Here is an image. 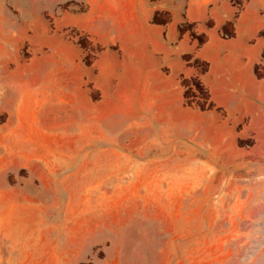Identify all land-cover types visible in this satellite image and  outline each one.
<instances>
[{
    "label": "rangeland",
    "instance_id": "1",
    "mask_svg": "<svg viewBox=\"0 0 264 264\" xmlns=\"http://www.w3.org/2000/svg\"><path fill=\"white\" fill-rule=\"evenodd\" d=\"M87 10L46 0L38 26V13L29 21L17 8L0 14V240L9 241V229L63 230L79 264H264V112H203L213 99L201 77L209 63L198 58L178 94L188 113L156 100L141 108V94L118 100L91 82V100H77L75 85L63 91L52 81L58 70L94 69L105 48L76 25ZM33 21L36 28L26 27ZM187 28L199 43L208 37ZM224 31L233 33V24ZM55 52L65 59H52ZM255 69L264 78V54ZM42 87L51 96L43 104L35 91ZM85 104L95 139H57L72 135ZM103 109L109 130L101 135ZM39 132L56 134L43 140Z\"/></svg>",
    "mask_w": 264,
    "mask_h": 264
},
{
    "label": "crops",
    "instance_id": "2",
    "mask_svg": "<svg viewBox=\"0 0 264 264\" xmlns=\"http://www.w3.org/2000/svg\"><path fill=\"white\" fill-rule=\"evenodd\" d=\"M54 1L86 4L88 10L81 17L84 21L76 25L105 45L94 69L92 65H86V68L78 65L77 69L55 71L57 80L52 83L61 86L63 91H70L75 85L77 100L87 103L91 100V82L103 93L115 94L118 100L125 92L141 94L138 105L141 108L146 107L148 100H156L164 107L171 103L177 111L184 109L188 113L186 109L191 106L183 104L178 94L182 93V80L197 74V66L191 62L198 58L209 63L201 77L213 99L209 107L202 108L203 112L213 114L215 107L221 106L235 117L251 105L256 114H263L264 78L257 76L255 66L264 54V0H245L244 3L235 0ZM16 8L28 21L30 14L38 13V26L39 14L46 9V0H0V14L13 13ZM210 21H213L212 25ZM28 23L26 27L36 28L35 21ZM191 23L195 24L198 34L208 35L202 43L189 28L183 30ZM230 23L234 27L233 33L224 31ZM2 26L0 17V28ZM51 56L57 61L65 59L56 52ZM27 81L28 86H35V82ZM35 91L38 103L51 99L45 94V87ZM35 109L32 114L39 117L38 106ZM59 111L66 115L69 110L61 107ZM93 113L88 104L80 106L74 114L81 116L82 121L76 123L72 135L62 131L57 139L93 141ZM179 116L172 114L170 118L174 120ZM48 125L44 123L43 127L49 128ZM97 125L101 126V135L109 130V109H103L97 115ZM38 134L40 139L48 140L56 133ZM62 183L66 182L56 184L62 186ZM75 185L94 187L92 181H80ZM65 233L58 229H9V241L0 240V246L9 244V254L0 253V264H79L77 246L62 237Z\"/></svg>",
    "mask_w": 264,
    "mask_h": 264
},
{
    "label": "trees",
    "instance_id": "3",
    "mask_svg": "<svg viewBox=\"0 0 264 264\" xmlns=\"http://www.w3.org/2000/svg\"><path fill=\"white\" fill-rule=\"evenodd\" d=\"M203 108H206L205 106Z\"/></svg>",
    "mask_w": 264,
    "mask_h": 264
}]
</instances>
